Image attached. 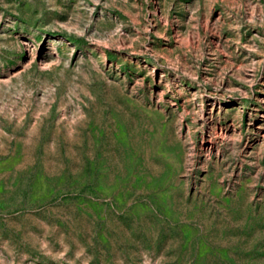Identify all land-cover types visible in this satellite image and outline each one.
<instances>
[{
  "label": "rangeland",
  "instance_id": "obj_1",
  "mask_svg": "<svg viewBox=\"0 0 264 264\" xmlns=\"http://www.w3.org/2000/svg\"><path fill=\"white\" fill-rule=\"evenodd\" d=\"M0 264H264V0H0Z\"/></svg>",
  "mask_w": 264,
  "mask_h": 264
}]
</instances>
